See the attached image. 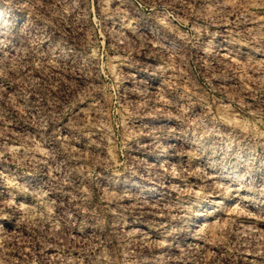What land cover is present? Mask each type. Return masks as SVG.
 <instances>
[{
  "label": "rangeland",
  "instance_id": "1",
  "mask_svg": "<svg viewBox=\"0 0 264 264\" xmlns=\"http://www.w3.org/2000/svg\"><path fill=\"white\" fill-rule=\"evenodd\" d=\"M0 264H264V0H0Z\"/></svg>",
  "mask_w": 264,
  "mask_h": 264
}]
</instances>
